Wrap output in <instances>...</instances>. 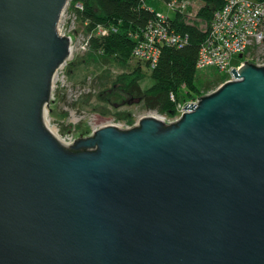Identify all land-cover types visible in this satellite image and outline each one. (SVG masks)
Segmentation results:
<instances>
[{
	"label": "water",
	"instance_id": "obj_1",
	"mask_svg": "<svg viewBox=\"0 0 264 264\" xmlns=\"http://www.w3.org/2000/svg\"><path fill=\"white\" fill-rule=\"evenodd\" d=\"M69 0H0V264H264V66L172 123L46 125Z\"/></svg>",
	"mask_w": 264,
	"mask_h": 264
},
{
	"label": "rangeland",
	"instance_id": "obj_2",
	"mask_svg": "<svg viewBox=\"0 0 264 264\" xmlns=\"http://www.w3.org/2000/svg\"><path fill=\"white\" fill-rule=\"evenodd\" d=\"M184 1L186 18L196 20L197 13L203 7V0H182ZM72 0H69L65 7L68 16H63L60 23V31L63 35H71L75 40H83L89 35L86 24L79 19V12L73 7ZM149 9L155 12L173 17L175 11L167 6L164 0H146ZM64 11V12H65ZM179 11V10H177ZM208 23L202 22L200 29L206 31ZM104 37V36H101ZM73 55L63 64L53 78L52 94L49 100V107L45 113L46 125L59 130L60 136L71 135L76 139L82 136H90L95 130L106 125H117L127 129L138 124V121L149 114L156 112L163 116L168 123L172 120L166 114H160L156 110L147 109L143 102L131 100L128 93L118 88L112 90L114 82L123 81L125 75H132L141 71L140 88L148 90L152 85L151 70L147 67L149 63L132 58L124 65L117 62L95 61L89 57L90 48L83 50L79 43L75 45ZM139 69V70H138ZM194 79L197 89H190L193 97L186 95L187 88L184 86L181 97H185L182 105L192 104L194 100L205 94L212 93L221 87L226 78L217 68H197ZM105 84L109 91L104 90ZM184 95V96H183ZM174 119V118H173Z\"/></svg>",
	"mask_w": 264,
	"mask_h": 264
},
{
	"label": "trees",
	"instance_id": "obj_3",
	"mask_svg": "<svg viewBox=\"0 0 264 264\" xmlns=\"http://www.w3.org/2000/svg\"><path fill=\"white\" fill-rule=\"evenodd\" d=\"M73 7L81 3L83 8H77L79 19L86 24L87 32H92L98 24L106 27L113 25L116 31L108 36H94L90 40V53L95 61L117 62L124 65L132 58L135 48L134 34L140 31L155 19L156 12L149 9L143 0H72ZM169 3L172 0H164ZM178 1V0H177ZM181 1V0H180ZM204 4L197 13L196 20L186 18L185 12L179 9L174 16H168L171 27L183 37L187 36V43L183 46H160L159 58L155 67L147 66L151 70L152 85L148 90L140 88L141 71L135 74L125 75L123 81L114 82L112 90L118 88L125 94L143 102L145 108L158 111L172 118L177 113V107L184 102L180 96L184 88H187L185 96L193 97L190 89L195 91L194 79L197 71V59L203 39L209 31V25L213 14L223 5L221 0H203ZM202 22L208 23L206 31L200 29ZM226 78V76H224ZM110 90L108 84L103 87ZM174 93L175 101L170 99ZM182 95V94H181ZM184 96V95H183ZM194 98V97H193Z\"/></svg>",
	"mask_w": 264,
	"mask_h": 264
},
{
	"label": "built area",
	"instance_id": "obj_4",
	"mask_svg": "<svg viewBox=\"0 0 264 264\" xmlns=\"http://www.w3.org/2000/svg\"><path fill=\"white\" fill-rule=\"evenodd\" d=\"M221 2L223 6L213 14L209 31L198 51L199 56L196 63L197 68L200 69L217 68L221 74L226 76V83L234 79L232 69L238 71L246 62L259 67L264 66V0H221ZM182 3H184L182 0H172L167 3V6L177 11L185 8ZM75 7L76 9L83 8L81 3H77ZM64 11L65 9L59 24L63 16H68V13ZM112 31H116L113 25L106 27L98 24L83 40H75L69 35L70 56L73 55L77 43L83 50H87L90 48L92 37L108 36ZM60 33L62 34L61 31ZM134 39L136 44L132 52L133 57L148 62L152 67H155L158 62L160 46L180 47L188 42L187 36L183 37L171 27L168 16L159 12H156L155 19L146 28L134 34ZM170 99L173 101L177 99L174 93L170 94ZM198 101L199 99L191 103L196 104ZM184 107V105L178 106L176 115L168 123L180 119L186 111ZM75 140L76 138L71 134L65 136L63 143L71 145Z\"/></svg>",
	"mask_w": 264,
	"mask_h": 264
},
{
	"label": "bare ground",
	"instance_id": "obj_5",
	"mask_svg": "<svg viewBox=\"0 0 264 264\" xmlns=\"http://www.w3.org/2000/svg\"><path fill=\"white\" fill-rule=\"evenodd\" d=\"M153 116V117H155V118H157V119H163V116L161 115H159V114H157L156 112H149V114L147 115V116ZM47 127H49V129H50V131L52 132V134L56 137V138H58L59 140H61L62 142H63V138L60 136V133H59V130L58 129H56V128H54V127H50V126H47Z\"/></svg>",
	"mask_w": 264,
	"mask_h": 264
}]
</instances>
